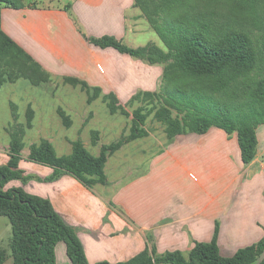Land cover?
Wrapping results in <instances>:
<instances>
[{"label": "crops", "instance_id": "1", "mask_svg": "<svg viewBox=\"0 0 264 264\" xmlns=\"http://www.w3.org/2000/svg\"><path fill=\"white\" fill-rule=\"evenodd\" d=\"M55 1L59 5L2 6V30L53 76L80 80V71L92 65L108 83L101 96L114 95L120 104L157 89L163 66L94 47L84 38L108 36L135 48L155 44L163 49L155 39L134 46L149 31L135 0ZM49 65L79 72H56ZM258 144L255 160L244 165L237 134L212 128L177 136L136 176L126 164L119 165L120 176L88 188L70 174L48 181L54 170L45 167L46 180L24 189L51 202L75 230L89 264L125 263L149 246L158 255L186 254L196 242H210L217 228L222 256L233 257L264 238V145L259 138ZM56 253L57 264H72L64 243ZM262 261L264 255L256 264Z\"/></svg>", "mask_w": 264, "mask_h": 264}, {"label": "trees", "instance_id": "2", "mask_svg": "<svg viewBox=\"0 0 264 264\" xmlns=\"http://www.w3.org/2000/svg\"><path fill=\"white\" fill-rule=\"evenodd\" d=\"M225 1L251 16L264 9V0ZM135 5L146 15L165 49L155 44L131 48L108 36H84L85 39L94 47L113 48L150 65L167 64L164 75L169 81L164 106L157 118L167 125L170 142L186 133L206 134L212 128H219L229 135L237 134L243 164H251L257 155V129L264 125V42L257 41L246 31L222 29L213 20L192 18L191 11H187L190 0H135ZM2 6L21 8V4L0 0V89L7 82L15 83L22 78L34 85L44 82L48 72L2 30ZM65 80L93 90L90 102L102 94L100 88H90L77 78L66 77ZM104 99H111V114L120 110L127 115L114 95L104 96ZM172 110L182 118H173ZM141 112L134 114V133L128 142L146 136L140 128L146 115ZM60 114L65 125L71 127V119L64 112ZM33 118L34 111L30 110L29 128ZM23 136V129L11 133L9 161L0 165V217H6L12 226L13 264H57L56 249L60 243L65 244L72 264H89L75 230L64 222L49 200L28 193L22 187H9L13 182L24 180L20 168ZM123 145L124 141H119L104 146L100 155L95 156L77 140L72 143L71 154L58 156L54 146L42 140L31 146L29 160L54 170L48 181L70 174L86 187L94 188L108 184L106 164ZM263 255L264 238L239 249L233 257L222 256L217 228L210 242H196L187 256L181 251L158 255L154 247H147L121 264H256ZM7 259V252L0 249V264H6Z\"/></svg>", "mask_w": 264, "mask_h": 264}, {"label": "rangeland", "instance_id": "3", "mask_svg": "<svg viewBox=\"0 0 264 264\" xmlns=\"http://www.w3.org/2000/svg\"><path fill=\"white\" fill-rule=\"evenodd\" d=\"M8 1L23 5H59L55 0L54 2L50 0ZM187 11H191L192 18L213 20L222 29L243 30L250 33L257 41L264 42V9L251 16L225 0H190V8ZM152 30L149 24L148 33L142 35L138 43H133L134 46H144L152 39L157 40L162 46V42ZM49 66L56 72L63 70L64 72H79L77 68L68 65L66 67ZM160 66H163V77L157 89L144 92L154 96L149 97L141 92L142 94L137 98L133 97L122 103L127 115L122 114L120 110L116 114H111L109 109L111 99H104V96H100L90 102V96L94 95L93 90L88 91L81 84L72 85L63 77H56L49 73L45 81L38 85L23 78L15 83L4 84L0 89V165H5L9 161L11 133L17 129L24 130V148L21 152L22 161L20 163V168L24 172V180L13 182L9 187L24 189L29 184L35 185L32 183L36 182L38 183L36 186L39 187L40 183L46 180L42 177L47 171L45 166L29 160L31 146L40 144L42 140L50 141L58 156L71 154L72 143L77 140H81L95 156L100 155L104 146L124 141L121 149L109 158L105 169L107 177L113 179L120 176L117 167L124 164L127 168H131L129 172L134 176L145 172L149 168L152 156L166 148L171 141L167 134V125L157 118L158 112L164 106L163 99L169 81L164 75L167 64ZM95 70L96 68L92 65H86L85 69L79 73L81 74L79 75L80 80L90 88H100L103 91L108 89L107 81L99 76L98 70L94 72ZM30 110L34 111L31 128L28 127ZM138 110L146 115L144 124L140 126L141 131L146 132V136L128 142V138L134 133V114ZM60 112H64L71 119V127L68 128L65 125ZM171 115L179 120L182 118V115H178L175 110L171 111ZM257 136L261 145H264V126L260 128ZM12 239L10 221L6 217H0V249L8 254L6 264H13L10 249ZM185 255L187 256L188 253Z\"/></svg>", "mask_w": 264, "mask_h": 264}]
</instances>
